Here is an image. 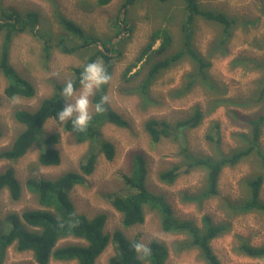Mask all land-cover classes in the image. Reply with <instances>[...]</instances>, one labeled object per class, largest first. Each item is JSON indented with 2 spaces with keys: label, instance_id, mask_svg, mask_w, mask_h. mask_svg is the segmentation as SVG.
Returning a JSON list of instances; mask_svg holds the SVG:
<instances>
[{
  "label": "rangeland",
  "instance_id": "1",
  "mask_svg": "<svg viewBox=\"0 0 264 264\" xmlns=\"http://www.w3.org/2000/svg\"><path fill=\"white\" fill-rule=\"evenodd\" d=\"M125 0H111L105 6H99L98 0H0L2 7L25 14L36 11L40 14V27L54 34L53 39L66 37L59 25L56 13L76 22L86 35L101 38V42L115 44L119 54L115 58L113 73L108 81L107 103L117 112L127 127L105 123L96 128L97 138L85 143H77L71 132L63 130L49 119L44 125L42 137L58 134L59 140L54 145L61 157L58 166H44L39 162L45 145L39 142L17 161L0 159V172L14 169L22 186L18 201L12 200L6 189L0 191V230H6L4 221L10 213L22 214L26 211L42 210L37 196L26 188L29 178L54 180L67 172H79L89 151H99L98 140L110 142L115 148V155L108 160L99 153L93 173L87 177L84 185L75 186L69 196L78 213L89 219L99 214L106 215L104 232L113 235L121 231L129 239H138L142 247L152 241L164 244L169 250L166 264H206L197 248L183 244L185 236L170 234L162 230L160 216L156 211L145 209V221L131 228L123 226V213L115 209L110 196H128L134 193L122 176L130 175L133 157L141 154L145 160L147 175L145 185L153 194L162 196L173 209L176 220L192 222L203 229L202 219L212 218L214 224L226 225L227 230L211 241V248L221 264H264V258H253L239 251L242 242L252 246L264 247V212L242 213L229 208L243 203L247 193V182L259 175L264 177V125L259 137L260 152L253 153L233 167H224L218 181L216 197L202 199L207 185V171L203 168H188L179 173L174 184L159 181V174L174 166L182 168L190 157H218L245 147V142L237 136L250 132L241 121L256 120L264 113V100L256 103L264 82V68L254 69V60L264 64V0H198L203 10L222 12L229 17L238 18L247 25H238L226 46V55L217 50V41L221 28L198 17L195 22L194 48L211 63L209 78L217 83L219 93L214 95L198 82L188 93L183 89L188 84L190 74H196L194 61L186 57L174 66L163 70L147 94L139 89L143 84L149 66L182 49L183 25L185 21V3L183 0H137L128 9L127 20L132 26L130 33L124 31L118 35L123 24L117 22V16ZM156 29H167L173 36V46L164 53L151 54L145 62L136 65L142 48L148 44ZM125 36V38H124ZM67 43L77 46L73 37ZM2 33L0 32V47ZM155 44L154 49L158 48ZM102 48L90 45L65 54L55 47L46 57L43 44L29 33H22L14 38L10 53V62L16 71L35 88V95L30 98L9 99L4 93L7 80L0 72V152L14 143L16 137L25 129L17 122L14 114L19 110L36 111L45 98L54 93L55 84H64L74 76V69L83 66L95 52ZM214 51V52H213ZM212 54V55H210ZM150 58V59H149ZM98 62L102 63L99 58ZM103 64V63H102ZM133 66L130 68V66ZM136 67L134 68V66ZM224 91V94H223ZM97 92V91H96ZM89 98V111L95 114L93 96ZM218 97L232 102L250 99L255 105L239 106L233 103L217 105ZM202 112V120L196 127L187 126L176 131L158 144H152L145 129L147 121L156 119L175 124L188 120L196 109ZM217 131V132H216ZM211 135L219 141H210ZM183 138L185 145H182ZM186 149V154L182 151ZM188 166V165H187ZM260 200L264 203V181L260 191ZM71 244L86 245L82 240L66 239L58 247ZM116 254L113 241L96 264H109ZM4 264H37L32 252H19L15 246L7 250ZM49 264H76V262L52 261Z\"/></svg>",
  "mask_w": 264,
  "mask_h": 264
},
{
  "label": "trees",
  "instance_id": "2",
  "mask_svg": "<svg viewBox=\"0 0 264 264\" xmlns=\"http://www.w3.org/2000/svg\"><path fill=\"white\" fill-rule=\"evenodd\" d=\"M111 0H98L99 6H105ZM166 2L167 0H159ZM185 3V23L183 25V44L182 49L176 53L167 56L154 64L148 69L147 76L140 86V93L147 94L149 87L159 76V73L166 70L184 58L188 57L194 61L196 65V74L187 76L188 84L183 89V93H188L198 82L203 85L214 95L219 93L217 83L209 78V68L211 63L206 60L194 48V31L195 22L198 17L216 24L221 28V34L217 41V52L226 55V46L233 36L235 28L241 24L238 18L229 17L222 12H214L203 10L198 0H183ZM137 0H125L120 8L117 16V22L123 24V28L118 35L124 31L130 33L132 26L127 20L128 9L134 5ZM264 15V8L262 10ZM59 25L67 34V38H75L79 44L72 46L73 43L68 42L66 37L54 40V34L50 31H44L40 27V14L36 11H28L25 14L9 10L2 7L0 9V32L2 33V42L0 47V72L7 80L4 90L5 95L9 99L17 97L30 98L35 95V88L28 80L22 77L10 62V53L14 38L22 33H29L37 38L43 44V50L48 57L55 49H59L65 54H73L75 50L84 49L90 45L97 46L101 43L102 48L97 50L87 62H96L97 59L102 61L109 77L113 73L115 66V58L119 54L115 44L111 42H101V38L86 35L82 27L76 22L66 18L60 13H56ZM241 25L246 26V22ZM125 38V36H124ZM159 43L158 48L154 49L155 44ZM173 46V36L167 29H156L152 32L148 44L142 48L136 65L143 60L148 59L151 54H160L168 51ZM214 52V51H213ZM212 55V54H210ZM150 59V58H149ZM147 60H145L146 62ZM86 62V63H87ZM254 69L263 67L264 64L251 60ZM134 66V68L136 67ZM133 67L132 65L130 68ZM82 66L74 69V76L70 79L74 82L78 89L79 74ZM108 83V82H107ZM102 86L93 96V104L100 101L101 96L107 94L108 84ZM64 84H55L54 93L51 97L45 98L39 108L34 112L19 110L14 114L17 122L25 126V129L16 137L11 148L0 152V159L7 161H17L25 156L30 148L42 142L45 147L43 154L39 157V162L44 166H58L61 163L59 151L54 148L59 140L58 134H52L42 137L44 125L49 119L56 116L65 104L61 91ZM263 87L255 100L256 103L264 100V82ZM224 94V91H223ZM214 102L217 105L233 103L239 106H253L250 99L240 102H232L227 98L218 97ZM202 112L197 108L188 120L171 124L167 121H158L151 119L147 121L145 129L150 136L151 143L158 144L163 138L173 136L176 131H180L184 127H196L202 120ZM105 123H111L119 127H127V121L115 112L108 103L104 105L102 112H95L89 122L87 128L83 132L73 130L70 121H66L63 130L71 132L77 143H85L89 140L97 138L96 128L101 127ZM244 126L250 130L248 133H240L237 136L245 142V147L229 154H220L218 157L211 158L209 156L190 157L188 168H203L207 171L206 189L201 195L202 199L216 197L218 194V181L220 172L224 167H233L242 162L253 153L262 155L260 152L259 137L261 128L264 125V113L256 120L247 122L241 121ZM217 132V131H216ZM2 136L0 128V137ZM210 141H219V137H207ZM99 151H89L85 161L80 165L79 172H67L54 180L43 178H29L26 182L27 190L37 196L42 210L26 211L22 214L10 213L4 225L7 229L0 230V264H4L7 250L15 246L19 252H32L37 264H49L52 261L71 262L76 264H96L98 258L104 253L111 241L116 247V254L110 258L109 264H166L169 258L168 248L157 241L150 242L147 246L142 247L141 242L136 238L127 239L121 231H116L112 236L104 232L106 224V215L99 214L89 219L84 214L78 213L75 209L70 192L75 186L84 185L87 177L90 176L96 166L99 153L104 154L108 160H112L115 155L114 146L103 140H98ZM182 151L186 154V149L182 146ZM130 175L122 176L129 188L134 193L128 196H110L111 203L121 213H123V226L131 228L135 224H142L145 221V209L156 211L160 216L162 230L175 235L185 236L183 244L197 248L200 257L206 264H221L217 255L211 248V241L227 230L226 225L214 224L212 218L205 216L202 219L203 229H200L192 222L176 220L173 209L170 204L162 197L153 194L145 185L147 170L144 157L141 154H135ZM179 169L174 166L168 171L159 174V181L168 185H172L177 180L179 174L175 172ZM264 177L259 175L247 182V193L243 203L230 205V209L241 211L242 213H250L255 211L264 212V203L260 200V191L263 185ZM6 189L10 197L14 201H18L22 194V186L17 179L14 169L9 168L0 172V191ZM76 239L86 242V245L71 244L58 247L62 240ZM240 253H244L253 258H264V247L252 246L244 241L239 246Z\"/></svg>",
  "mask_w": 264,
  "mask_h": 264
},
{
  "label": "clouds",
  "instance_id": "3",
  "mask_svg": "<svg viewBox=\"0 0 264 264\" xmlns=\"http://www.w3.org/2000/svg\"><path fill=\"white\" fill-rule=\"evenodd\" d=\"M110 77L102 63L87 62L83 64L79 74V88L77 89L72 80H67L61 91L65 101L62 109L52 118L55 125H61L64 121H70L74 131L83 132L92 119L89 111V98L102 88ZM108 97L101 96L100 101L95 105L97 113L104 110Z\"/></svg>",
  "mask_w": 264,
  "mask_h": 264
},
{
  "label": "water",
  "instance_id": "4",
  "mask_svg": "<svg viewBox=\"0 0 264 264\" xmlns=\"http://www.w3.org/2000/svg\"><path fill=\"white\" fill-rule=\"evenodd\" d=\"M181 142H182V145L184 146L185 143H184L183 138H181ZM187 169H188V166L186 165V166H183L182 168H179L175 173H176V174H179V173H181V172H185Z\"/></svg>",
  "mask_w": 264,
  "mask_h": 264
}]
</instances>
